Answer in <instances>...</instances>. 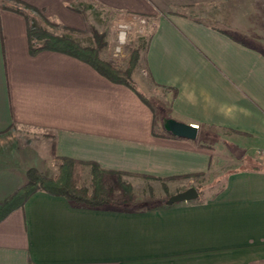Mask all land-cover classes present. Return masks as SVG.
Segmentation results:
<instances>
[{
    "label": "crops",
    "instance_id": "crops-1",
    "mask_svg": "<svg viewBox=\"0 0 264 264\" xmlns=\"http://www.w3.org/2000/svg\"><path fill=\"white\" fill-rule=\"evenodd\" d=\"M17 1L71 30L93 7L152 19L141 61L165 110L70 56L29 55L24 17L0 0V203L62 158L97 165L116 201L122 184L132 204L162 203L93 209L35 192L0 221V264H264V0ZM165 119L196 126V139L167 135ZM212 173L227 174L213 194L167 204Z\"/></svg>",
    "mask_w": 264,
    "mask_h": 264
},
{
    "label": "trees",
    "instance_id": "trees-1",
    "mask_svg": "<svg viewBox=\"0 0 264 264\" xmlns=\"http://www.w3.org/2000/svg\"><path fill=\"white\" fill-rule=\"evenodd\" d=\"M9 1L14 3V6L11 7L10 10L21 15L25 19L29 55L34 56L43 51H51L77 59L90 66L95 72L109 82L122 85L133 91L154 114L156 113L157 107L155 104L145 98V96L137 90V87L131 79L132 72L139 60L137 50H131L127 66L122 70L113 64V62L104 61L100 58L99 53L104 44L97 35L94 36V46L82 47L76 40L67 35H51L31 25L28 17L29 13L39 16L48 26H57L44 18L34 7L17 0ZM63 29L70 32L76 31L68 28ZM175 95L173 91L172 96L175 97ZM165 133L174 137L167 131H165ZM58 160L60 164L57 174L52 178H48L34 169L28 170L26 183L7 200L0 203V221L14 210L21 208L27 198L38 191L45 192L52 196L64 197L71 204L85 208L96 209L112 205L109 193L103 183L102 171L97 165L65 158ZM85 166H89L91 169L90 183L89 185H79L80 181L77 175L80 171L79 169ZM253 169H258V166H254ZM120 186L125 191V194L130 196V188L122 184Z\"/></svg>",
    "mask_w": 264,
    "mask_h": 264
},
{
    "label": "rangeland",
    "instance_id": "rangeland-1",
    "mask_svg": "<svg viewBox=\"0 0 264 264\" xmlns=\"http://www.w3.org/2000/svg\"><path fill=\"white\" fill-rule=\"evenodd\" d=\"M200 11L205 12V10H200ZM90 12H91L89 14L90 22L87 24V27L84 30H76L75 32L65 31L59 25H57L56 27L48 26L45 22L42 21V19L39 16L35 14L29 13L28 17L31 25L46 31L51 35H57V36L67 35L72 39L76 40L82 47L94 46V40H95L94 36L97 35L98 37H100L102 43L104 44L103 48L99 53L100 58L104 61L113 62V64H115L118 68L122 70H124L127 66V62L129 60L131 50H137L139 54V60L132 72L131 79L133 81V78H138V80L140 77L142 78V83L139 81V84L144 88L145 93H143V95L149 101L154 103L155 106L157 107L155 114H157L158 117H162L165 110L162 107V94L164 93V89L158 88L153 84H151V82H149L148 77L144 72L145 69L143 68V63L141 61L145 50V46L147 45V41L153 32V28H154L153 20L144 19V22L142 23L137 21L136 20L137 18L134 19L118 18L114 14L103 12L98 8H94V7L90 9ZM217 13L218 12L215 9L210 10L209 13L206 12L204 14L206 17L205 20L209 21L208 17L211 16L212 18V15H216ZM244 18H245V14L243 12H239L238 20L241 21ZM226 21H229V19L227 18ZM123 23L125 24L128 23V28L126 31L125 42L124 44L120 45L118 41L119 25ZM220 26L223 27V30L225 28L226 30L233 32L232 29L226 28L224 24H221ZM243 31L244 28H239L237 34L238 37H244L242 36ZM133 83L135 84V86L137 85L134 81ZM39 150L41 153V157H43L45 150L44 149H39ZM256 156L260 157L259 153H256ZM59 164L60 161L58 159L51 160L49 164H47L48 170L50 171L49 173L50 175H53V177L57 174ZM79 170L80 171L77 175L78 180L80 181L79 185H89L90 173H91L90 167L89 166L81 167ZM216 175L217 177L214 178V176ZM226 175H227L226 173H218V174L212 173L207 175L199 174V176L198 175L194 176L197 178L193 180V184L191 185H194L192 187L197 189L198 194L200 195H202L205 190H207L208 193L213 194L215 191H217L219 188L222 187ZM121 191L126 196V198L123 201L121 200L119 202L114 200L112 197H110L112 201V205H110V207L126 208V209H134V208L154 209L155 207L159 206L160 203H162L159 202V199L155 194L152 197L153 200L152 202L150 201L147 203L145 202L135 205L132 204L133 202L132 190L130 189V196L125 194L123 188H121ZM116 192L117 191H115V193ZM114 197L117 198L118 196L115 195Z\"/></svg>",
    "mask_w": 264,
    "mask_h": 264
},
{
    "label": "water",
    "instance_id": "water-1",
    "mask_svg": "<svg viewBox=\"0 0 264 264\" xmlns=\"http://www.w3.org/2000/svg\"><path fill=\"white\" fill-rule=\"evenodd\" d=\"M164 130L177 138H183L187 140H195L197 137V130L186 124L179 123L174 120H164ZM197 189L191 187L183 192L171 196L167 204L173 205L176 203L189 202L195 200L198 197Z\"/></svg>",
    "mask_w": 264,
    "mask_h": 264
},
{
    "label": "built area",
    "instance_id": "built-area-1",
    "mask_svg": "<svg viewBox=\"0 0 264 264\" xmlns=\"http://www.w3.org/2000/svg\"><path fill=\"white\" fill-rule=\"evenodd\" d=\"M136 20L142 23L144 22V18H137ZM127 28H128V23L127 24L123 23L119 25L118 41L120 45L124 44L125 42ZM194 128L197 129L196 126ZM256 153H259L260 157H264V148L257 151Z\"/></svg>",
    "mask_w": 264,
    "mask_h": 264
}]
</instances>
